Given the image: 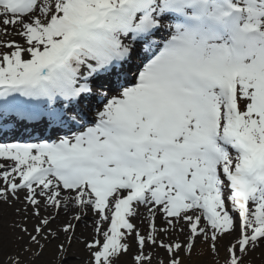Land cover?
Instances as JSON below:
<instances>
[{
  "label": "snow or ice",
  "instance_id": "1",
  "mask_svg": "<svg viewBox=\"0 0 264 264\" xmlns=\"http://www.w3.org/2000/svg\"><path fill=\"white\" fill-rule=\"evenodd\" d=\"M26 123L57 138L0 142V264L264 249V0H0V128Z\"/></svg>",
  "mask_w": 264,
  "mask_h": 264
},
{
  "label": "rangeland",
  "instance_id": "2",
  "mask_svg": "<svg viewBox=\"0 0 264 264\" xmlns=\"http://www.w3.org/2000/svg\"><path fill=\"white\" fill-rule=\"evenodd\" d=\"M132 222L136 224L137 227H139L141 230H146L145 223H142L141 221L137 222L135 220H133ZM181 239H183V237H181ZM78 247H82V246H78ZM199 251L203 252V254H199ZM158 253H159V256L165 255V253H163V251H160V250H158ZM80 255H81L82 260L86 259V255H87L86 253L81 252ZM223 256H224L223 249H221L220 251V257L215 258L211 255L210 251L208 250V246L198 241L197 246L193 251L191 259L190 260L186 259L185 264H218V262L219 264H223ZM251 260H252V264H264V249L257 250V252L253 253L251 256ZM129 264H130V261H129Z\"/></svg>",
  "mask_w": 264,
  "mask_h": 264
},
{
  "label": "bare ground",
  "instance_id": "3",
  "mask_svg": "<svg viewBox=\"0 0 264 264\" xmlns=\"http://www.w3.org/2000/svg\"><path fill=\"white\" fill-rule=\"evenodd\" d=\"M134 71H135V69H133V72H134ZM129 74H130V76L133 75V73H129ZM94 111H95V109H92V112L89 113V118H90V119L93 117ZM19 128H20V129H19ZM19 128H13L12 125H8V126H6V127H2V128H0V139H3V138H11L12 136H20L21 133H23V131H20V130L23 129V127H19ZM34 128L37 129L38 131H40V130H44V128H45V127H44V123H41V124H39V125H34ZM25 131H28V129H24V132H25ZM20 132H21V133H20ZM33 132H34V131H32V133H33ZM51 132H53L52 129L48 132V135H49V136H50ZM144 212H145V209L141 208V209H140V213H141V215H138L134 220L137 221V222L142 221ZM141 224H142V223H141ZM141 224H140V225H141ZM90 232H91V228L85 230V229L83 228V226H81V228L78 229L77 234L80 235L81 233H83L85 236H88V235H90Z\"/></svg>",
  "mask_w": 264,
  "mask_h": 264
},
{
  "label": "trees",
  "instance_id": "4",
  "mask_svg": "<svg viewBox=\"0 0 264 264\" xmlns=\"http://www.w3.org/2000/svg\"><path fill=\"white\" fill-rule=\"evenodd\" d=\"M199 254H203V252H200V251H199Z\"/></svg>",
  "mask_w": 264,
  "mask_h": 264
}]
</instances>
